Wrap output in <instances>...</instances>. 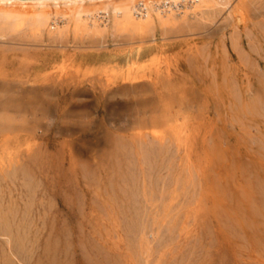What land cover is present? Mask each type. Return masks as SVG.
I'll return each mask as SVG.
<instances>
[{
    "label": "rangeland",
    "instance_id": "obj_1",
    "mask_svg": "<svg viewBox=\"0 0 264 264\" xmlns=\"http://www.w3.org/2000/svg\"><path fill=\"white\" fill-rule=\"evenodd\" d=\"M188 2L133 47L0 37V264H264V0Z\"/></svg>",
    "mask_w": 264,
    "mask_h": 264
},
{
    "label": "bare ground",
    "instance_id": "obj_2",
    "mask_svg": "<svg viewBox=\"0 0 264 264\" xmlns=\"http://www.w3.org/2000/svg\"><path fill=\"white\" fill-rule=\"evenodd\" d=\"M181 1L186 0H0V37L23 31L61 43L72 34L94 46L110 34L119 38L120 46L133 47L157 32L164 37ZM190 1L198 8L205 0ZM137 74L132 68L124 79L133 81Z\"/></svg>",
    "mask_w": 264,
    "mask_h": 264
},
{
    "label": "water",
    "instance_id": "obj_3",
    "mask_svg": "<svg viewBox=\"0 0 264 264\" xmlns=\"http://www.w3.org/2000/svg\"><path fill=\"white\" fill-rule=\"evenodd\" d=\"M3 1H15V0H3Z\"/></svg>",
    "mask_w": 264,
    "mask_h": 264
}]
</instances>
